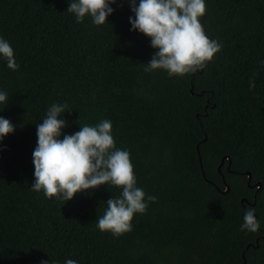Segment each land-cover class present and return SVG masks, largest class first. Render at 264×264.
Wrapping results in <instances>:
<instances>
[{"label": "trees", "instance_id": "16d2710c", "mask_svg": "<svg viewBox=\"0 0 264 264\" xmlns=\"http://www.w3.org/2000/svg\"><path fill=\"white\" fill-rule=\"evenodd\" d=\"M70 2L0 0V37L19 64L0 58V117L14 125L0 139V264H264V0H205L200 22L222 49L172 78L143 70L158 49L131 30L130 0L100 26L76 23ZM53 103L68 106L60 139L111 121L137 187L157 198L131 232L96 228L118 187L67 202L31 190L37 125ZM249 207L256 233L240 230Z\"/></svg>", "mask_w": 264, "mask_h": 264}, {"label": "clouds", "instance_id": "9594fccd", "mask_svg": "<svg viewBox=\"0 0 264 264\" xmlns=\"http://www.w3.org/2000/svg\"><path fill=\"white\" fill-rule=\"evenodd\" d=\"M116 0H71L67 12L82 23L90 17L100 26L114 11ZM135 18L129 17L131 30L150 38L151 47L158 49L145 65V72L164 70L169 78L183 77L207 67L222 45L209 39L200 22L206 12L205 0H130ZM0 58L10 70H19L10 43L0 37ZM254 76L249 79V90L255 87ZM8 94L0 91V104H6ZM67 104L53 103L43 122L37 125V146L32 153L34 182L31 190L43 192L46 199L71 200L75 194L96 189L107 184L121 189L119 197L107 200L104 214L98 218L96 228L110 232L118 238L133 229L135 214H144L148 202L156 197L147 195L137 187L133 164L128 150L116 148L112 136V123L102 120L95 126L83 125L78 132L63 136L64 119H58L67 111ZM14 125L0 117V139L13 133ZM147 201V202H146ZM255 208H247L240 230L256 233L260 223ZM42 264H47L42 261ZM65 264H77L67 260Z\"/></svg>", "mask_w": 264, "mask_h": 264}, {"label": "water", "instance_id": "95a60500", "mask_svg": "<svg viewBox=\"0 0 264 264\" xmlns=\"http://www.w3.org/2000/svg\"><path fill=\"white\" fill-rule=\"evenodd\" d=\"M197 147V146H196ZM221 162H223V158H222V160H221ZM221 164V163H220ZM246 174H247V185L248 186H250L248 183H249V180H250V174L248 173V172H246ZM257 185V189H259L260 188V184H256ZM252 187L254 186V185H251ZM228 191V186L226 185L225 186V189L222 191L223 193H225V192H227ZM241 201V203H243V201H245V199H241L240 200ZM252 205H253V203H252Z\"/></svg>", "mask_w": 264, "mask_h": 264}]
</instances>
